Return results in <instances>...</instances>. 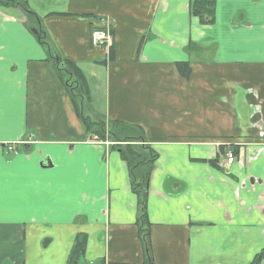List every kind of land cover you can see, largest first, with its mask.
Instances as JSON below:
<instances>
[{
    "label": "crops",
    "instance_id": "1",
    "mask_svg": "<svg viewBox=\"0 0 264 264\" xmlns=\"http://www.w3.org/2000/svg\"><path fill=\"white\" fill-rule=\"evenodd\" d=\"M19 1L84 76L87 114L137 125L157 152L153 264H250L264 249V0H216L208 24L192 0ZM108 23L106 60L90 33ZM33 28L0 5V264H143L127 165L88 140ZM77 235L84 253L69 262Z\"/></svg>",
    "mask_w": 264,
    "mask_h": 264
},
{
    "label": "trees",
    "instance_id": "2",
    "mask_svg": "<svg viewBox=\"0 0 264 264\" xmlns=\"http://www.w3.org/2000/svg\"><path fill=\"white\" fill-rule=\"evenodd\" d=\"M0 5L20 8L26 17V22L29 21L35 25L38 33L36 37L47 51L51 50L48 56L49 60L63 80L74 103L77 115L88 132V136H95L99 140L107 139L115 143L112 147L119 151L121 159L126 163L130 188L137 197L136 225L139 228L144 248L145 259L143 264H153L150 254V224L147 219L146 203L149 179L158 158L157 152L146 143L143 132L137 125L125 121L107 120L102 116H95L92 119L85 110L89 101V91L84 76L74 62L60 58L53 51L45 32L40 28L38 16L28 10L23 2L19 0H0ZM215 5L216 0H192L189 4V13L197 17L203 24L212 23L215 15ZM176 65L181 75L189 73V67L186 62H178ZM233 153L234 155L236 154L235 151ZM209 162L214 164L213 160H209ZM84 248L85 241L83 236L77 235L69 252V262L75 261L82 256ZM263 259L264 249L254 255L250 264H261Z\"/></svg>",
    "mask_w": 264,
    "mask_h": 264
},
{
    "label": "built area",
    "instance_id": "3",
    "mask_svg": "<svg viewBox=\"0 0 264 264\" xmlns=\"http://www.w3.org/2000/svg\"><path fill=\"white\" fill-rule=\"evenodd\" d=\"M90 43L93 47L104 49L105 55L107 57L105 59L108 60L109 51L113 44L110 24L108 23L98 28L95 27L90 33ZM94 139L96 138L94 137ZM8 149L12 150V147L9 146ZM233 161H235L234 154L232 152H228L226 154V165L232 164Z\"/></svg>",
    "mask_w": 264,
    "mask_h": 264
},
{
    "label": "rangeland",
    "instance_id": "4",
    "mask_svg": "<svg viewBox=\"0 0 264 264\" xmlns=\"http://www.w3.org/2000/svg\"><path fill=\"white\" fill-rule=\"evenodd\" d=\"M20 9V8H19ZM37 39V38H36ZM37 41H38V39H37ZM11 154V156H13V153H10ZM22 235H23V232H21V231H18L17 232V234L15 235V236H19L20 238L22 237ZM14 236V237H15ZM25 236H26V239H29L31 236H32V233L29 231V230H26V232H25ZM1 246L2 247H6V245H4V243H1ZM19 245L17 244V247H18ZM24 246H25V249L24 250H26V244H24ZM45 257V254L43 253V254H41V255H39V256H37V257H35V258H37L38 260H43V258Z\"/></svg>",
    "mask_w": 264,
    "mask_h": 264
},
{
    "label": "water",
    "instance_id": "5",
    "mask_svg": "<svg viewBox=\"0 0 264 264\" xmlns=\"http://www.w3.org/2000/svg\"><path fill=\"white\" fill-rule=\"evenodd\" d=\"M32 31H33L34 35H36V36L38 35L37 30L35 28H33Z\"/></svg>",
    "mask_w": 264,
    "mask_h": 264
},
{
    "label": "bare ground",
    "instance_id": "6",
    "mask_svg": "<svg viewBox=\"0 0 264 264\" xmlns=\"http://www.w3.org/2000/svg\"><path fill=\"white\" fill-rule=\"evenodd\" d=\"M222 166V165H221Z\"/></svg>",
    "mask_w": 264,
    "mask_h": 264
}]
</instances>
